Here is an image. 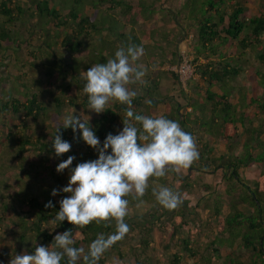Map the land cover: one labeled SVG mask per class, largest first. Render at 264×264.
Wrapping results in <instances>:
<instances>
[{
	"label": "trees",
	"instance_id": "trees-1",
	"mask_svg": "<svg viewBox=\"0 0 264 264\" xmlns=\"http://www.w3.org/2000/svg\"><path fill=\"white\" fill-rule=\"evenodd\" d=\"M146 1L98 0L99 9L94 11L95 18L93 19L92 16L82 18L69 9L63 0L62 4L57 5L58 9L54 11V6L51 7V10L47 9L48 7L45 6L49 4L43 0H0V58L2 59L3 53L8 51L12 53L11 57H20L19 53L24 50L28 51V49V57H33L35 51L31 41L32 39L41 41V44L36 47L37 51L42 54L45 52L48 55L45 56L46 61L42 63V66L46 67L44 75L47 82L43 87L49 88L51 91L53 88L58 90L55 95L50 92V102L54 111V117L50 118V121L51 125L62 127L63 123L60 120L63 113L69 112L67 107L76 106V108L80 107L82 111H88L87 96L82 91V73L93 64L102 63L101 61L105 63L109 59L108 49L106 56L102 51L100 55L95 54L93 59H91L92 52H90L88 56L91 59V64L80 65L78 59L84 54L83 48L87 43L92 46V41L98 34L102 37L100 39L103 40V37H106L112 42L113 46L110 45L113 53H109L113 56L121 44L143 46L145 50L146 47L140 36L132 31V27L139 23L143 15H146L147 7L146 4H143ZM194 1L186 0L184 7L191 8ZM253 1L257 3L258 13L255 16L250 15L251 18L247 12L248 0H200V3L197 4L206 13L201 18L196 15L193 19L189 18L186 21V17L175 15L172 23H168L167 18V20H163L165 22L163 24L166 26L173 23L179 25L178 18L183 24L188 23L186 30L182 28L184 30L182 42H188V46L194 45V49H191L193 57L191 60H187L194 68V74L200 83L190 81L187 86L196 97H191L179 88L177 95L179 94L181 97H178L179 95L171 96L161 85L163 74L168 75L174 81L178 80V76L174 72L164 71L162 68L165 65L162 62L163 59L158 60V67L151 64L145 65L146 75L142 81L134 84V88L137 87L140 93L133 99V109L136 113L153 117L163 115L168 119L178 121L182 127L189 125L193 133L192 136H196L195 142L198 140L196 145L199 159L193 162L190 167L181 168V171H185L183 175L178 174L179 169L175 172H168L164 177L150 178L149 182H159L160 185L166 186V177L171 176L175 186L169 184L167 187L180 193L182 198L192 193L194 182L192 183L191 178L197 176L200 178L198 182H201V175L210 173L219 180L218 182L214 181V184L202 185L203 189L210 191V195H216L217 185V188L223 186L226 197L232 195L234 193L232 185L238 187L234 182L240 183L242 179L254 180V183L257 184L255 192H250V199L239 200L237 197V199H232L231 203L229 201V205L227 204L229 213L223 218L221 214L224 205L219 199L221 196L217 195L218 199L216 197L213 198L214 200L211 199L218 229L215 238L210 243L211 253L219 255V249L222 246L230 249L229 255L224 257L222 264H264V104L251 114L243 113L239 116L240 114L237 115L239 103L236 94H234L235 91L228 89L235 79L244 77L246 73L243 64H238V61L251 62L252 52H255L254 62L258 61L260 65H264V0ZM75 2L78 4V0H75L73 4ZM39 3L44 4V10L40 8ZM151 9H156V6ZM62 13L66 19H60ZM180 13H183L182 10ZM46 16L52 23L46 25V34H39L37 28L41 26V22ZM27 20L35 22V27L30 28ZM114 20L119 26L118 29H114L110 25ZM128 28H130L129 31ZM20 30L23 33L17 35ZM146 35L151 38L153 33L148 32ZM18 36L21 39H18ZM96 41L98 40H95L94 43ZM196 45L199 46V49L195 52ZM64 49L73 60L71 65L64 64L63 61L61 62L55 57L58 50ZM180 52L178 47L169 52L170 55L165 54L164 61L169 62V65H174L177 55L179 60L183 59ZM182 52L184 51L182 50ZM35 60L33 57V61ZM50 61L51 68L46 66ZM27 62L30 66L33 65L30 60ZM13 63H16V60H13ZM20 75L24 76V73L20 72ZM20 75L16 77L18 82H20ZM261 75L264 77L262 71ZM257 81L258 73H253L249 78V83ZM21 82L25 84V80ZM197 87L199 90L195 92L194 89ZM13 88H15V94L3 93L6 100L3 102L0 100V144L9 139L12 148L19 154H23L25 147L33 145V130L25 127L21 121L28 118L33 121H44L47 119L48 108L46 99L43 94H40L41 92L29 90L27 86H21L18 89L14 85ZM252 88H254L253 84ZM146 100H151L152 103L148 104ZM249 103L251 104V100ZM159 106H163V110L159 111ZM125 108V105L116 102L109 103L106 106V111L102 114L91 112L90 126H94L93 129L101 145L109 133L116 135L122 130ZM206 114H210V118H207ZM192 115H194L193 118H191ZM7 120L9 122H6ZM15 120L18 121V125L13 123ZM62 129L65 134L62 139L72 145L70 151L62 155V157L64 156L63 160L69 156L75 157V163L71 165V168H74L78 163L98 158L96 150L89 148L79 139V132L75 133L74 138L72 130ZM12 130L16 132L13 133ZM58 134H61V130ZM241 134L245 135L242 139ZM52 135L54 137L55 133ZM237 140H240L239 143ZM37 141H40L43 148L50 145L48 141L43 143L42 139L38 140L37 138ZM219 142L225 146L229 157L226 164L223 163V157L217 156ZM236 148L242 150L239 155H237ZM50 152L48 151V155ZM255 164L261 166L259 177L256 178L249 173H246L245 177L240 175L241 170L251 168ZM216 174L218 176H215ZM66 179L68 181L67 177ZM8 188L9 186L4 185L6 191ZM152 190L150 185L142 197V200L153 203L152 211L143 216L139 223L135 222V218L128 213L125 222L129 225L130 231L104 252L98 264H113L109 262V254L112 251L118 254V264H148L149 258L139 261L141 257L139 258L137 254L140 251L142 255H145L146 251L150 249L153 233L158 234L160 241L165 239L167 243L174 242V248H179L170 255L166 264H190L188 260H192L191 264L211 262L210 253H207L208 257L199 255V248L196 247L197 244L192 238L180 237L183 228L190 224H202L200 215L196 211L198 206H192L187 214L182 210L174 212L172 209V215L167 216V209L158 204L152 195ZM10 195L6 198H11V203L12 200H18L21 207L18 211L12 208L10 203H2L4 214L10 213L12 214L10 217L14 215L19 219L18 222L11 221V223L17 224L16 226L20 230L19 238L16 240L19 248L14 251L15 255L19 254L18 252L22 249H25L27 254L34 251L37 245L30 246L31 237L27 239L26 236L29 233L32 234L33 240L39 242L38 245L47 247L57 233L70 230L75 241L74 246L87 248L99 233L108 235L114 231V222L98 224L94 221L85 226H74L67 221L60 224L51 223L56 212L59 211V201L67 195L65 193L58 192V195L52 196L51 192L42 191V201L39 197L21 201L16 192L10 193ZM127 199L131 205L139 202L133 200L131 196ZM49 201L53 207L45 208V204ZM28 213L34 215L32 220L25 215ZM6 216L8 217L7 214ZM1 220L2 217H0ZM130 235L133 236L128 237ZM135 237L138 238L136 245L128 243V240ZM235 244L236 249L231 251ZM217 245L218 247H216ZM127 252L132 259L126 261ZM3 256L0 255V258ZM197 256L203 262H200L199 258L197 261Z\"/></svg>",
	"mask_w": 264,
	"mask_h": 264
},
{
	"label": "rangeland",
	"instance_id": "rangeland-1",
	"mask_svg": "<svg viewBox=\"0 0 264 264\" xmlns=\"http://www.w3.org/2000/svg\"><path fill=\"white\" fill-rule=\"evenodd\" d=\"M48 2L49 5L45 6L47 9L51 10L52 6H54L53 11L58 9L57 5L62 4V0H43ZM67 3V6L69 9H72L74 12H76L78 15H80L82 18L88 17L91 15H87L92 13V10L98 11V0H78V4H73L75 0H63ZM145 1V0H143ZM230 1V0H229ZM249 4H247V12L249 17L255 16L257 12V3L253 0H248ZM42 2V1H41ZM186 0H147L145 3L147 7V11H145L146 15H143L139 21V23L132 27V31L140 36V39L142 43L145 45V54L144 56L137 62L139 65H152L158 67V60L163 59V63L165 65L162 67L164 71H170L174 72L178 76V80L174 81L172 78H170L168 75L163 74L162 75V81L161 85L165 87V89L168 91V93L172 96L175 94V96H178L176 91L178 88H182L186 85V91L190 90L187 86L188 83L191 81H195L196 83H200V80L196 77L194 74V68L190 66V72H188L186 75H182L179 73V67L182 64L183 60L178 59V55L174 59V65H169V62L164 61V58L166 57L165 54H169V52L174 51L176 48L179 47L181 50L180 55H182V50L184 51V57L185 59H192L193 57V51L191 49H194L193 46H188V42H182L184 40V30L188 28V23H184L180 20V18L177 19V22L179 25L173 23L172 25L166 26L165 20L168 19V23H172L174 16L179 15L186 17L187 19H193L196 15L198 18H201L205 11H203L197 3H200V0H195L192 4V7H184V3ZM40 8L44 10V4L39 3ZM85 6V7H84ZM156 6V9L152 10L151 8ZM184 7V8H183ZM182 10L183 13H180ZM62 12V11H61ZM59 12V13H61ZM87 14H86V13ZM251 15V16H250ZM93 19L95 18V15L93 13L92 15ZM167 18V19H166ZM60 19H66L65 15L62 13L60 15ZM164 20V21H163ZM248 20V18H247ZM43 22V23H42ZM41 22V26L38 27L37 33L39 34H46V25L48 23H52L49 21L48 17L46 16L44 21ZM103 22V21H102ZM109 22V20H108ZM111 22V20H110ZM164 22V24H163ZM167 23V24H168ZM27 24L30 28L35 27V22L32 20H27ZM114 27V29H118L119 26H117L115 20L112 21L110 24ZM181 25V27H180ZM184 30H183V29ZM130 28H128L129 31ZM55 30V29H54ZM148 32L153 33V36L151 38H148L146 33ZM23 31L20 30L17 32L18 34H22ZM14 34V33H13ZM111 35V34H110ZM114 38V36H112ZM100 35H96V38H94L96 43L92 41L93 45L90 46L88 43L86 44V47L83 49L87 51V53L84 52V55L79 59L80 65H90L91 59L94 58V55H100L102 51H104V56H106L107 49L109 52L113 53V50L111 48V41L103 37V40ZM167 38V40H166ZM18 39H21V37ZM102 40V41H101ZM31 44L34 45V58L36 59L33 61V57H28L27 53L29 52L27 50H24L20 52L19 56H13L11 57V52H5L2 55V59L0 60V100L3 102L6 100V97L3 95V93H11L15 94V88L13 86L15 85L16 88L20 89L21 86H27L29 90H34V92H41L40 94H43V97L46 99V105L48 108V114L47 119L44 121H33L32 119L28 118L24 121H21L22 124L33 130L32 133V142L33 145H29L25 147V151L23 154H19V152L15 151L12 148L11 140H7L0 145V217H2V220L0 221V255H4L2 260L0 258V264H9L10 259L15 255L14 251L19 248V244L16 241L19 238V228L16 226L17 224L11 223V221L18 222L19 219L15 218L12 214L6 213L4 214L2 203L7 202L10 203L12 208L17 209L18 211L21 209L20 202L18 200H12L11 198H6L7 196H11L10 193H18V198L21 201L30 199L32 197L40 199V201L43 200V196L41 195L42 191H49L52 192L53 189H62L63 187L67 186V178H69V170L65 169L61 173L56 172V167L59 163L63 162L62 155L60 157H56L54 155V152L51 150L50 145L48 147L43 148L40 141H37L39 139H42L43 143L44 141H48L51 144L52 137L57 127L53 124L51 125L50 118L54 117V111L52 104L50 102L51 94L55 95L58 93V90L56 88H53L51 91L49 88H44V84L46 85V78L44 75V70H46V67L42 66V63L46 61V57L48 56L47 53H38V49L36 46L41 44V41L39 40H33L31 41ZM111 44V45H110ZM113 46V45H112ZM54 48V47H53ZM45 49V48H44ZM199 49V46L196 45L195 52ZM91 53V59L88 56V54ZM109 52L108 55H111ZM115 53V52H114ZM167 55V56H169ZM93 56V57H92ZM18 57V58H17ZM55 57L60 59V61L64 64H70L73 62L72 58L65 52L64 50H58L55 53ZM250 59L251 62H245V61H238V64H243V68L245 70L244 77H239L240 79H235V81L232 83V86L229 85L228 89L234 90V94L237 96V102L238 108H237V115L241 116L243 113L251 114L253 111H257L263 104H264V77L261 75L264 73V65H260V63L254 62L255 58V52H252ZM26 59V60H25ZM13 60H16V63H13ZM30 60L33 65L30 66V64L27 62ZM104 63L103 61H101ZM50 63H48L46 66L50 67ZM62 65V63H60ZM22 65V67H20ZM60 65V66H61ZM63 67V66H62ZM155 67V68H156ZM51 68V67H50ZM64 68V67H63ZM144 68V67H143ZM20 72L24 73L23 75H20ZM253 73H258V81L255 83H249V78L252 77ZM20 75V82L17 81V76ZM22 80H25V84L21 82ZM252 84L254 85V88H252ZM50 86V84H48ZM234 86V87H233ZM131 87H134L131 85ZM182 90H184L182 88ZM199 88H195L194 91L197 92ZM227 92V89H225ZM22 92H24L22 90ZM232 96V95H231ZM178 97H181L180 95ZM40 99L41 96H40ZM39 99V100H40ZM183 99L181 98V101ZM251 100V104L249 101ZM41 101V100H40ZM163 106H161L162 109ZM68 108L69 112L63 113V117L61 118V122L63 123V119L66 115L72 114L74 110V114L79 113V115L83 116L88 115L92 116V113L89 111H82L80 107H72ZM76 110V111H75ZM160 111V110H159ZM158 114V112H156ZM207 118H210V114L207 115ZM205 116V117H206ZM9 119V116H8ZM1 121V120H0ZM6 122H9L8 120ZM13 123L17 124L18 121L15 120ZM209 125L211 123H208ZM18 125V124H17ZM63 125V124H62ZM207 127V126H206ZM94 126H92V129ZM7 129V127H6ZM209 129V127H207ZM61 135L63 138V129L61 128ZM70 130L71 128L65 129ZM94 130V129H93ZM15 133L16 131H13ZM7 135V134H6ZM241 139L245 137L244 134H241ZM240 140H237L239 143ZM219 144H222L219 142ZM240 145V144H239ZM224 146V145H222ZM225 147V146H224ZM223 147V148H224ZM222 148V151L224 152V149ZM48 151H51L48 155ZM241 148H236L237 155L241 153ZM227 155V154H226ZM97 159V158H96ZM75 163V159L73 160V164ZM72 164V165H73ZM225 164V162H224ZM71 168V166H70ZM261 170V166L258 164L253 165L251 168L243 169L240 171V175L242 177H245L246 173H249L251 176L259 177ZM185 171L179 170L178 174L183 175ZM215 176H218L216 174ZM194 182L192 193L185 198H182L183 204L176 209H174V212H178L179 210L184 211V213H188L190 208L192 206H198V214L200 215V222L202 224L200 225H194L190 224L188 227L183 228L181 230L180 237L182 238H192L193 241L197 244L196 247L199 248V255L202 254L203 257H208L207 253H210L209 258H211V262H204V264H222L224 257L229 255L230 249L226 246H222L219 249V255H213L211 253L212 246H210V243L213 241V239L216 236L217 233V222L215 221V213L212 208L213 198L218 196H221L219 199L222 201V204L224 207L222 208V214L221 217H225L229 213V209L227 207V204L229 205V201L231 203L232 199H250V192L254 193L256 189V182L254 183V180H244L242 179L240 183L235 181V185H232V192H234L232 195L225 196L224 188L223 186H219L217 188L216 186V195H210V191L205 190L202 188L203 184H214L215 182H218V178H214V175L212 173L201 175V182H198L200 178L197 176H194L191 178ZM195 180V181H194ZM166 186L171 184L174 185V179L172 180L171 176L166 177ZM218 184V183H217ZM4 185L9 186L8 190L6 191L4 189ZM151 185V182H149V186ZM154 184L152 183L151 186ZM155 186V185H154ZM175 186V185H174ZM155 188H157L155 186ZM249 188V189H248ZM5 197V198H4ZM213 199V200H211ZM218 199V197H216ZM231 199V200H230ZM139 202L131 205V202H129V215L135 218V222H141V219L143 216H145L148 212L152 211L153 209V203L147 202L143 200V204L139 207H137V204ZM215 203V202H214ZM11 211V209H10ZM167 216L172 215V211L167 209L166 211ZM26 216H29V218L32 220L34 215L33 214H25ZM6 219V220H4ZM50 228V227H49ZM51 230V229H50ZM27 239L28 237H31V243L30 246L38 245L39 242L32 239V234L29 233L26 235ZM133 235H130L128 237H132ZM138 238L135 237L132 240H128V243L131 245L137 244ZM30 242V241H29ZM237 243V242H236ZM212 245V244H211ZM218 247V245L216 246ZM232 250L234 251L236 249V244L232 246ZM179 248H174V242L167 243L166 240L160 241L158 238L157 233H153L150 249L146 251L145 255H142L140 251L138 252V258L139 261H143L145 258H149L148 264H166L170 255L174 253ZM20 253H26L25 249L20 250ZM109 262L113 264H118L119 257L116 252H111L109 254ZM125 260L132 259L131 255L126 253ZM136 256V255H135ZM200 262H203L199 256L196 257V260ZM188 262L191 264L192 260H188ZM202 264V263H201Z\"/></svg>",
	"mask_w": 264,
	"mask_h": 264
},
{
	"label": "clouds",
	"instance_id": "clouds-1",
	"mask_svg": "<svg viewBox=\"0 0 264 264\" xmlns=\"http://www.w3.org/2000/svg\"><path fill=\"white\" fill-rule=\"evenodd\" d=\"M144 54L143 46L121 44L113 57L93 64L81 76L89 112L102 114L109 103L126 106L123 128L118 134L109 133L101 145L90 126L91 117L74 114L73 110L64 117L62 127H57L50 144L56 157L68 153L72 145L58 133L61 128H71L74 138L79 132V139L98 153L97 159L78 163L74 168H70L74 156L57 165V173L70 171L67 186L51 192L52 196L58 192L67 194L59 201V211L51 223L67 221L85 226L94 221L114 222V231L108 235L99 233L87 248L74 246L70 230L57 233L49 246H35L31 254H16L9 264H98L104 252L130 231L125 222L129 211L127 197L139 201L137 207L141 206L150 178L186 169L199 159L195 138L178 121L134 111L133 99L140 93L131 85L146 75V69L137 63ZM152 195L165 209L183 204L180 193L164 185L153 188ZM51 207V201L45 204V208Z\"/></svg>",
	"mask_w": 264,
	"mask_h": 264
},
{
	"label": "crops",
	"instance_id": "crops-1",
	"mask_svg": "<svg viewBox=\"0 0 264 264\" xmlns=\"http://www.w3.org/2000/svg\"><path fill=\"white\" fill-rule=\"evenodd\" d=\"M85 7V6H84ZM86 13V12H85ZM93 13H94V10H92V13H90V14H87V15H93ZM37 47V46H36ZM84 52L85 53H87V51H85L84 50ZM84 55V54H83ZM83 55H81L80 57H79V59L83 56ZM111 57H113V55L111 54V55H109V58H111ZM78 59V60H79ZM84 66V65H83ZM141 66H143L144 67V65H141ZM133 86H134V84H133ZM135 87V86H134ZM184 90V92H186V93H188L191 97L193 96V97H196L193 93H191V91L190 90H187L186 91V85L184 86V87H182ZM182 88H179V89H181L182 90ZM136 89H137V87H136ZM179 89H177V91L179 90ZM138 90V89H137ZM177 91H176V93H177ZM172 96H175V94L174 95H172ZM172 102H174V100H172ZM158 109L161 111V110H163V107H162V109H161V106H159L158 107ZM189 111V110H188ZM187 111V112H188ZM183 112H185V110H183ZM158 114H160L159 112H158ZM194 117V115H192L191 116V118H193ZM182 127V126H181ZM185 131H188V132H190L191 134H193L192 133V131H191V127L189 126V125H187V126H185V127H182ZM194 138H196V136H193ZM198 141V140H197ZM197 141H196V144H197ZM224 146H222V144H217V148H218V152H217V156L218 157H223V163L225 162V164L228 162V159H229V157L226 155L227 153H226V151H225V147L223 148ZM222 148L224 149V152L222 151ZM157 188L160 186V183L159 182H152ZM152 183H151V185H152ZM152 186V188H155V186Z\"/></svg>",
	"mask_w": 264,
	"mask_h": 264
},
{
	"label": "built area",
	"instance_id": "built-area-1",
	"mask_svg": "<svg viewBox=\"0 0 264 264\" xmlns=\"http://www.w3.org/2000/svg\"><path fill=\"white\" fill-rule=\"evenodd\" d=\"M183 54L184 52H182L183 62L179 67V73H181L182 75H186L188 72H190V64L188 63V60L185 59Z\"/></svg>",
	"mask_w": 264,
	"mask_h": 264
}]
</instances>
